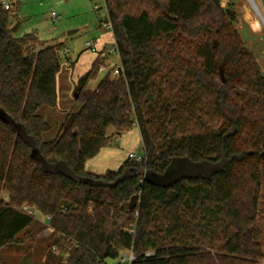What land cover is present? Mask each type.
<instances>
[{
	"label": "trees",
	"instance_id": "obj_1",
	"mask_svg": "<svg viewBox=\"0 0 264 264\" xmlns=\"http://www.w3.org/2000/svg\"><path fill=\"white\" fill-rule=\"evenodd\" d=\"M104 2L123 72L88 88L96 59L77 79L80 109L49 141L41 109L58 106L61 45L17 37L18 4L0 9V264L32 238V211L61 252L37 264H108L123 252L132 264H261L264 75L233 16L220 0ZM134 127L140 161L86 170ZM186 162L217 171L162 182Z\"/></svg>",
	"mask_w": 264,
	"mask_h": 264
},
{
	"label": "rangeland",
	"instance_id": "obj_2",
	"mask_svg": "<svg viewBox=\"0 0 264 264\" xmlns=\"http://www.w3.org/2000/svg\"><path fill=\"white\" fill-rule=\"evenodd\" d=\"M251 2L256 6L257 12L249 0H220L221 7L233 16L234 29L244 41L247 50L255 56L260 71L264 75V24L259 22L260 16L264 21V0H251ZM16 13L19 19L18 23H21L15 32L17 37L26 33H35L40 40L38 49L61 45L62 69L58 75L60 104L63 107H72L75 104V110L80 109L81 103L75 101L73 87L76 88L77 86V76L89 70L91 57L94 56L86 50L85 45L87 42L95 41L100 34L99 26H102L107 19L103 0H20V7ZM53 13L60 17V21L55 22L53 20ZM256 22L260 23L259 28H255L254 23ZM80 56L77 67L73 69V64ZM110 64L121 66L119 56H111ZM107 68V72L98 71L96 73L94 78L90 80L88 88H95L113 67L108 64ZM62 114L56 111L52 114V118L48 119L51 130L44 136L45 140H53L56 137L64 121H62ZM108 132L110 136L115 134L112 128ZM112 146L120 150L119 159H124V156L129 158V153H134L140 157L144 156L141 134L136 127L131 129L128 135H124L123 139H116L115 136L108 145V147ZM120 165L115 168L114 164L109 169L117 171ZM216 171L217 169L208 163H179L172 168L168 175L162 178V182L170 183L184 176L192 178L209 177ZM35 221L36 223L29 230L32 238L28 236L24 244L12 245L2 252V257L7 264H37L43 261L44 256L49 251L56 254L61 253L60 249H55V247L50 249L49 247L52 230L45 224V218L37 213L35 214ZM260 225L263 229L261 244L264 249V191L261 200ZM63 254L65 257L67 256V253ZM119 263V260L108 261V264ZM261 264H264V261Z\"/></svg>",
	"mask_w": 264,
	"mask_h": 264
},
{
	"label": "crops",
	"instance_id": "obj_3",
	"mask_svg": "<svg viewBox=\"0 0 264 264\" xmlns=\"http://www.w3.org/2000/svg\"><path fill=\"white\" fill-rule=\"evenodd\" d=\"M19 7H20V0L18 2V9H19ZM19 24L21 25V23H19ZM20 25H19V27H20ZM99 28H100V34L95 39V41H94L95 44L98 47H100V48L109 47V46L115 45V39H114L113 33L110 32V31H106L101 25L99 26ZM80 58H81V56L79 57V59L77 61H75L73 69L77 67V65H78V63L80 61ZM91 58L92 59H91L90 67H91L92 63L97 59V57L94 55ZM87 60H89V58H87ZM90 67L88 69H90ZM84 73H85V71H84ZM82 74L83 73L78 75L77 79ZM74 91H75V86L73 87V93H74ZM57 93H58V106L56 108L44 107V108L41 109V114L46 118L47 121H48L49 118H52L51 117L52 114L54 112H56V111L61 112V114L65 112V114H62L63 115L62 121H63L65 119L67 113L75 106V104L72 107H70V106H64L63 107V106H61V104H60L61 103V97H60V90H59V85H58V77H57ZM129 132L130 131H127V132L122 133L119 136H116V139L117 138L118 139H123L124 135H128ZM119 151L120 150H118L117 148H114L113 146L112 147H108L107 146V147L103 148L101 150V152L99 153V155H97L95 158H93L92 160L87 162L86 170L88 172L92 173V174H97V175H103L107 171H114V170H111L109 168H112V166L114 164H115V168H116V166H119L120 164L122 165V163L127 159V156H124V159H119V155H118ZM129 154H131V153H129ZM44 218H46V217H44Z\"/></svg>",
	"mask_w": 264,
	"mask_h": 264
},
{
	"label": "built area",
	"instance_id": "obj_4",
	"mask_svg": "<svg viewBox=\"0 0 264 264\" xmlns=\"http://www.w3.org/2000/svg\"><path fill=\"white\" fill-rule=\"evenodd\" d=\"M19 0H0V9L3 11H11L13 10L16 5L18 4ZM104 2V0H103ZM105 4V2H104ZM101 10V9H98ZM105 10H106V5H105ZM53 20L55 22L60 21V17L57 16L55 13H53ZM102 27L106 30V31H110L113 32V26L112 23L109 21L108 16L107 19L105 20V22H103ZM86 50L88 52H90L91 54L95 55L97 57V59L99 60V71L100 72H107L108 68L107 65H111V67H113L112 69H110L109 73H111L112 76L114 77H118L122 74L123 70L121 68V66H116L114 64H110V58L113 55H118L119 56V50L118 47L115 45L113 46H109V47H98L95 42H87L86 45ZM130 159H134L136 161H140L142 159V157L137 156L134 153L129 154L128 156ZM32 214H37L36 211H32ZM47 220V218H45V221ZM147 255H151V253H148ZM135 257L133 255L132 252H123L121 253L120 257H119V264H132V262L134 261Z\"/></svg>",
	"mask_w": 264,
	"mask_h": 264
},
{
	"label": "bare ground",
	"instance_id": "obj_5",
	"mask_svg": "<svg viewBox=\"0 0 264 264\" xmlns=\"http://www.w3.org/2000/svg\"><path fill=\"white\" fill-rule=\"evenodd\" d=\"M249 2L252 5V7L254 8V10L257 12L256 6L254 5V3L251 2V0H249ZM258 16H259V14H258ZM259 19H260L259 22H262L264 24V21L262 20L261 16L259 17ZM259 22L254 23L255 28H259L260 27V25H259L260 23Z\"/></svg>",
	"mask_w": 264,
	"mask_h": 264
},
{
	"label": "water",
	"instance_id": "obj_6",
	"mask_svg": "<svg viewBox=\"0 0 264 264\" xmlns=\"http://www.w3.org/2000/svg\"><path fill=\"white\" fill-rule=\"evenodd\" d=\"M19 23L18 24H16V26L15 27H13V29H12V31L15 33V32H17V30H18V28H19ZM222 79H223V77H222ZM224 80V79H223ZM225 82V81H224ZM133 200H135V198H133Z\"/></svg>",
	"mask_w": 264,
	"mask_h": 264
}]
</instances>
